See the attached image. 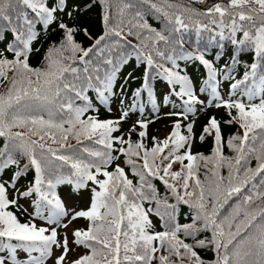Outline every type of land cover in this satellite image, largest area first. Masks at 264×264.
Instances as JSON below:
<instances>
[{
  "label": "snow or ice",
  "instance_id": "obj_1",
  "mask_svg": "<svg viewBox=\"0 0 264 264\" xmlns=\"http://www.w3.org/2000/svg\"><path fill=\"white\" fill-rule=\"evenodd\" d=\"M0 86V264H264V0H0Z\"/></svg>",
  "mask_w": 264,
  "mask_h": 264
},
{
  "label": "trees",
  "instance_id": "obj_2",
  "mask_svg": "<svg viewBox=\"0 0 264 264\" xmlns=\"http://www.w3.org/2000/svg\"><path fill=\"white\" fill-rule=\"evenodd\" d=\"M79 3L84 4L87 3L88 0H78ZM99 9L97 7H93L91 9H89L87 12L82 13L81 14V23H87L91 26V30L93 33H99L102 31V24L100 23L99 20ZM151 18V16H149ZM149 23L152 24L153 27H157L159 28L160 25L157 23L156 20H149ZM56 33L55 32H51L49 33V35L47 37H41V39L37 42L36 47L40 48V51L38 53H33V55L30 58V64L34 67H39L41 66V64L43 63V57L45 54L46 49L49 47V44L55 39L56 37ZM206 35H204L203 39L201 40V45L203 46V44H205L207 42L206 39ZM79 39L83 40V37H79ZM130 39H132L133 43H137L138 41L135 40L134 37H130ZM216 49L214 47L210 48V52H215ZM241 58L245 59L246 62H250V54H243L241 56ZM128 71H132V68H129ZM136 74L139 75V70H136ZM243 74V66L241 65L240 68L238 69V76H242ZM136 84L133 83L132 87H135ZM162 90V89H161ZM6 91V86H0V92H5ZM113 112L111 114H109L107 111H105L103 108L101 109L99 115L100 118H116L118 116V113L115 111V105H113ZM210 112L214 113L215 115H217L218 117H221L223 115L222 110H210ZM208 114H202L201 118L199 119V122L197 123L196 127L197 130H199L200 126L205 122L206 118H207ZM162 116V115H161ZM135 118V117H133ZM173 120V119H172ZM129 122H126L123 124V129H127V127L129 126ZM163 123V125H162ZM166 120L165 118H162L161 120H158L154 123L151 124V126L148 129L149 135L150 136H156L160 139L165 138L171 131V126L169 124H166ZM224 134L225 136L234 134L236 132V128L235 127H231V126H224ZM136 136L135 134H133V139H135ZM211 146H212V142L211 139H206V141L204 143H199L196 142L193 146L192 151L194 153L196 152H200V153H204L205 155H209L210 151H211ZM231 153H229V151L227 150V148H225V155H229ZM253 166H255V161L252 162ZM178 168V165L176 166ZM201 172H203V168L201 169ZM222 173L224 175L227 174V170L224 169L222 170ZM158 186L160 187V191L161 193H163L164 189L162 185H159V182L157 181ZM85 198L89 199L88 193L85 192ZM84 194V193H83ZM187 211L186 208L182 209V214L180 216V221L181 222H185L184 220V216H183V212ZM83 220H79V224H83ZM190 222V221H189ZM202 255H204V253H201Z\"/></svg>",
  "mask_w": 264,
  "mask_h": 264
}]
</instances>
